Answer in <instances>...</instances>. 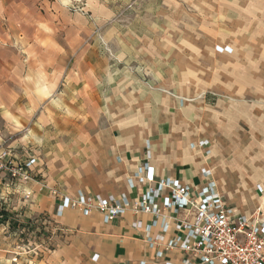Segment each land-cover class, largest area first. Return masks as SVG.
I'll list each match as a JSON object with an SVG mask.
<instances>
[{"label":"crops","instance_id":"1","mask_svg":"<svg viewBox=\"0 0 264 264\" xmlns=\"http://www.w3.org/2000/svg\"><path fill=\"white\" fill-rule=\"evenodd\" d=\"M110 1L0 0V140L14 160L34 159L26 182L0 172V209L9 214L0 222V264L197 263L178 248L164 249L185 234L162 218L126 211L107 221L97 210L58 211L54 190L70 197L139 199L148 188L141 180L146 167L154 169L155 181L177 179L191 187L203 186L210 171L235 211L264 214V120L245 113L256 105L240 99L254 94L239 87L243 73L235 76L233 88L225 65L213 58L236 60V48L214 52L207 43L204 57L195 60L196 49L186 45L184 90L172 72L183 64L174 66L172 55L162 61L163 17L156 8L129 22L141 21L146 30L128 32L121 30L125 11L116 20ZM72 2L93 12L91 18L71 8ZM98 13L102 19H94ZM96 24L102 34L96 35ZM118 55L138 56L153 77L120 74L127 70L114 65ZM200 66L216 70H194ZM162 68L170 70L168 79L156 74ZM251 77L248 73L246 80ZM230 92L239 98L237 120L226 122L211 101ZM234 140L240 152L237 177L225 151ZM241 187L250 188V198L240 194ZM157 236L164 239L154 245Z\"/></svg>","mask_w":264,"mask_h":264},{"label":"rangeland","instance_id":"2","mask_svg":"<svg viewBox=\"0 0 264 264\" xmlns=\"http://www.w3.org/2000/svg\"><path fill=\"white\" fill-rule=\"evenodd\" d=\"M136 1L111 0V16H116L117 20L120 12L125 11L123 16L127 18L123 17L125 20H123L121 25L122 31L146 30V24L141 23V21L132 24H129V22H132L131 19H134L135 16L144 17L150 13V9L154 10L156 8L160 16L163 17L160 18L158 23L160 25L161 37H159V41L161 56L163 57L162 61H165L164 59L167 60L168 56L172 55L175 56L172 60L174 66L183 64V67L174 68L172 72L175 73V79L179 83L181 82L179 87L184 90L187 89V72L184 67L186 58L184 49L186 45H193V48L196 49V52L193 53L195 60L204 57L203 55L206 51L202 49L205 48L207 43H212L214 52L231 53L232 46H234L237 51V54H235L236 60L232 58L231 60L218 61L217 56L211 55L213 51L208 53H211L209 55L213 56L217 63L221 62L222 65H225L228 79L232 80L231 87L235 88V76L237 75L238 77L239 74L243 73L242 82L238 80L239 87L241 85L243 88H250L254 94L245 95L240 99H242L241 101H243L242 103L245 106L249 104L256 105L255 110L249 108L250 111L245 113L258 115L264 120V0H158L155 6L150 5L149 0H146L147 2L138 0L137 3ZM77 4L79 3L77 2ZM77 4H73L74 7L72 6L71 8L91 18L93 12L89 11L90 13H87L79 10L76 8ZM93 16L94 19H97V17L102 19L101 15ZM99 22L102 23V20H99ZM95 27L96 35L103 33L104 29L99 24H96ZM116 27L117 30L115 31L119 32L120 26ZM135 41L139 43V40ZM221 41L224 44H220ZM137 60L140 61V64L137 63ZM112 61L116 67L127 70L120 73L122 75L138 77L144 80L153 77L151 72L143 70L144 63L138 56H132L127 59L118 55V57H113ZM236 62H241V64L234 65ZM140 65L141 67H139ZM202 69L213 70V72L216 70L212 66H200V68L194 70L200 72ZM155 72L160 75L158 77L165 79H168L171 74L170 70L166 71L163 68ZM248 73L252 77L246 80ZM238 99L234 96V92H230L229 95L224 97L217 96L211 101L212 109L223 112L221 114L223 119L226 122H232L237 120L236 106L238 105ZM187 101L186 99L185 102ZM226 148L228 163L233 169L234 177H237L241 170V167H239V146L234 140L230 141V145ZM222 153L220 152L219 154ZM240 194L243 197L250 198L251 190L250 188L241 187ZM14 227L19 229V223H15Z\"/></svg>","mask_w":264,"mask_h":264},{"label":"built area","instance_id":"3","mask_svg":"<svg viewBox=\"0 0 264 264\" xmlns=\"http://www.w3.org/2000/svg\"><path fill=\"white\" fill-rule=\"evenodd\" d=\"M10 146L0 140V172L10 179L26 182L32 178L30 165L16 161ZM141 180L148 188L139 199L125 196L108 198L78 195L70 197L54 190L59 199L58 211L79 210L90 214L94 210L107 221L114 220L126 211L135 214L147 213L174 224V228L185 234L164 243V249L178 248L198 259L191 264H264V214L258 209L251 216L235 211L219 192L210 171L204 173L203 186L191 187L177 179L154 180V169L145 168ZM31 191L25 192L29 199ZM162 236L152 240L158 245ZM16 260V259H15Z\"/></svg>","mask_w":264,"mask_h":264},{"label":"trees","instance_id":"4","mask_svg":"<svg viewBox=\"0 0 264 264\" xmlns=\"http://www.w3.org/2000/svg\"><path fill=\"white\" fill-rule=\"evenodd\" d=\"M8 212L6 210L0 209V222H4L6 220H8L9 216H8Z\"/></svg>","mask_w":264,"mask_h":264},{"label":"bare ground","instance_id":"5","mask_svg":"<svg viewBox=\"0 0 264 264\" xmlns=\"http://www.w3.org/2000/svg\"><path fill=\"white\" fill-rule=\"evenodd\" d=\"M259 206V205H258Z\"/></svg>","mask_w":264,"mask_h":264}]
</instances>
